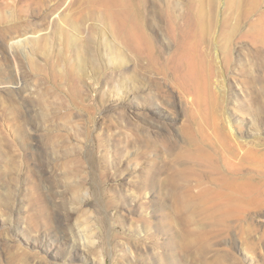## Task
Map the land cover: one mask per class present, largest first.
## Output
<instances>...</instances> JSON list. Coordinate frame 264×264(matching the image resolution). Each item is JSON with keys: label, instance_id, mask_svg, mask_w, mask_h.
Wrapping results in <instances>:
<instances>
[{"label": "rangeland", "instance_id": "374dc122", "mask_svg": "<svg viewBox=\"0 0 264 264\" xmlns=\"http://www.w3.org/2000/svg\"><path fill=\"white\" fill-rule=\"evenodd\" d=\"M253 1L129 0L123 19L89 0H0V264H264V206L221 214L200 155H229L223 104L264 113ZM181 39L195 94L172 74ZM261 160L244 171L264 188Z\"/></svg>", "mask_w": 264, "mask_h": 264}, {"label": "bare ground", "instance_id": "6f19581e", "mask_svg": "<svg viewBox=\"0 0 264 264\" xmlns=\"http://www.w3.org/2000/svg\"><path fill=\"white\" fill-rule=\"evenodd\" d=\"M89 1L96 5L108 7L118 6V9L116 8L112 11V14L118 18L119 15H122L121 17L125 19L126 15L130 14L127 8L129 0ZM196 2L200 4L203 0H189L188 7L193 8ZM253 16L256 17L254 18ZM242 20H245L246 24H249L251 28H256L255 31L258 33V35L255 36L256 39L264 43V3L261 4L258 0H254L250 9L244 13ZM120 25L125 26H118L117 19V30L126 29V39L132 43L135 51L140 52L145 46L148 53L151 52V41L137 21L133 20L131 24L128 25V23L120 20ZM75 38L76 35L72 37V41H74ZM183 40L184 39H181V49L175 52L171 58L172 74L178 81L177 85L179 88H181V85L183 89L185 88L184 86H189L190 88L187 90L195 94L199 88V64L196 62L195 58H191L192 51L186 46ZM25 52L27 55H31V53ZM110 57H113L111 52ZM181 77L185 80L184 83L181 82ZM208 80L206 82H208ZM219 90H221L220 86ZM155 93L160 95L158 92ZM224 101L222 103H224ZM222 108L224 110V122L234 133L228 134L226 131L221 133L224 129V125L219 126L217 123L213 127V133L216 135L217 140H220L222 145L228 150L229 155H223L220 163L218 162V158H215L214 155L207 150H201L200 155L209 171L207 175L210 176L215 183L214 187L209 190L215 195L218 204H221L218 207V209L222 210L221 214L244 217L252 209H259L264 206V198L262 196L264 194V188L262 187L263 183L260 182L261 171L254 173V175H249L244 171L247 164H249L248 159H255L259 162L264 155V152L261 151L263 147L261 148L259 145L260 138L264 136V113L262 114L261 109V111L257 108L252 109L255 110L256 113H253L251 110L254 116L251 115V117L249 116V120H245V118L228 116L226 112L230 111L229 106L223 104ZM246 108L247 107H245V109ZM251 108H253V106H251ZM246 110L249 111V109ZM245 113L247 112L245 111ZM247 114H250V112ZM243 125L250 127L252 131H248L247 128L246 130L243 129ZM79 255H82V252H80ZM67 260L68 259H61L63 264H68Z\"/></svg>", "mask_w": 264, "mask_h": 264}]
</instances>
